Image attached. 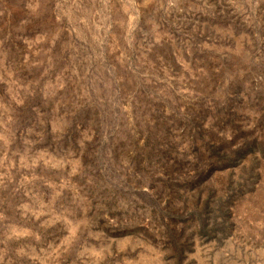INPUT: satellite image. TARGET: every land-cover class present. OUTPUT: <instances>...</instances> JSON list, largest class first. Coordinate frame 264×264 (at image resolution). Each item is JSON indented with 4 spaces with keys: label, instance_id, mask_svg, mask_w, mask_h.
Segmentation results:
<instances>
[{
    "label": "rangeland",
    "instance_id": "rangeland-1",
    "mask_svg": "<svg viewBox=\"0 0 264 264\" xmlns=\"http://www.w3.org/2000/svg\"><path fill=\"white\" fill-rule=\"evenodd\" d=\"M252 254L264 0H0V264Z\"/></svg>",
    "mask_w": 264,
    "mask_h": 264
},
{
    "label": "water",
    "instance_id": "water-1",
    "mask_svg": "<svg viewBox=\"0 0 264 264\" xmlns=\"http://www.w3.org/2000/svg\"><path fill=\"white\" fill-rule=\"evenodd\" d=\"M253 255V254H252ZM254 256H256L255 254L253 255V256H250L251 258H248L247 260H248V264H256L257 263V259L258 258H255L254 259ZM253 257V258H252ZM262 260H264V259H262ZM245 261H246V259H245Z\"/></svg>",
    "mask_w": 264,
    "mask_h": 264
}]
</instances>
